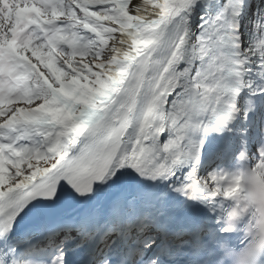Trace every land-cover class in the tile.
<instances>
[{"label": "snow or ice", "instance_id": "snow-or-ice-1", "mask_svg": "<svg viewBox=\"0 0 264 264\" xmlns=\"http://www.w3.org/2000/svg\"><path fill=\"white\" fill-rule=\"evenodd\" d=\"M249 7L0 0V264H223L227 168L264 158Z\"/></svg>", "mask_w": 264, "mask_h": 264}, {"label": "clouds", "instance_id": "clouds-1", "mask_svg": "<svg viewBox=\"0 0 264 264\" xmlns=\"http://www.w3.org/2000/svg\"><path fill=\"white\" fill-rule=\"evenodd\" d=\"M216 202L223 264H264V158L260 147L246 159L239 156Z\"/></svg>", "mask_w": 264, "mask_h": 264}, {"label": "bare ground", "instance_id": "bare-ground-1", "mask_svg": "<svg viewBox=\"0 0 264 264\" xmlns=\"http://www.w3.org/2000/svg\"><path fill=\"white\" fill-rule=\"evenodd\" d=\"M200 14L201 12L199 11V9L196 11L195 13V17H194V21H193V26L195 27L196 24H199L200 23Z\"/></svg>", "mask_w": 264, "mask_h": 264}, {"label": "rangeland", "instance_id": "rangeland-1", "mask_svg": "<svg viewBox=\"0 0 264 264\" xmlns=\"http://www.w3.org/2000/svg\"><path fill=\"white\" fill-rule=\"evenodd\" d=\"M221 2H222V0H221ZM201 14H202V13H201ZM201 14H200V15H201Z\"/></svg>", "mask_w": 264, "mask_h": 264}, {"label": "trees", "instance_id": "trees-1", "mask_svg": "<svg viewBox=\"0 0 264 264\" xmlns=\"http://www.w3.org/2000/svg\"><path fill=\"white\" fill-rule=\"evenodd\" d=\"M247 39V38H246Z\"/></svg>", "mask_w": 264, "mask_h": 264}]
</instances>
